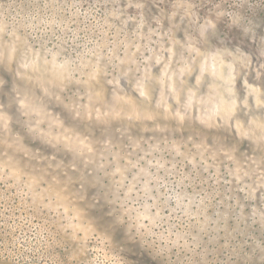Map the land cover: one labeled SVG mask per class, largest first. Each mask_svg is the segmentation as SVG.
Returning <instances> with one entry per match:
<instances>
[{
    "label": "clouds",
    "instance_id": "9594fccd",
    "mask_svg": "<svg viewBox=\"0 0 264 264\" xmlns=\"http://www.w3.org/2000/svg\"><path fill=\"white\" fill-rule=\"evenodd\" d=\"M0 264H264V0H0Z\"/></svg>",
    "mask_w": 264,
    "mask_h": 264
},
{
    "label": "rangeland",
    "instance_id": "374dc122",
    "mask_svg": "<svg viewBox=\"0 0 264 264\" xmlns=\"http://www.w3.org/2000/svg\"><path fill=\"white\" fill-rule=\"evenodd\" d=\"M131 11H133V10H130V12ZM153 11H155V9H153ZM49 110L52 112L53 116H56L57 114H59V118L62 119V120L66 116V113H64L63 110L61 108H59V107L50 106L49 107ZM47 127H48L47 124L41 125V128L42 129L47 128ZM64 127H65V129H67L69 131L70 134H72L74 136H77L78 135V130H77V128H75L73 126V122L71 120H65ZM36 147L37 148L41 147L39 141L36 142ZM84 147H86V145L83 142H80L79 140H77L76 143H73L72 144V148H80V149H83ZM96 214L97 215H102L101 212H97ZM129 255L132 256L133 259H140V258H142L140 252L138 250H136V249H133V251L130 252Z\"/></svg>",
    "mask_w": 264,
    "mask_h": 264
}]
</instances>
